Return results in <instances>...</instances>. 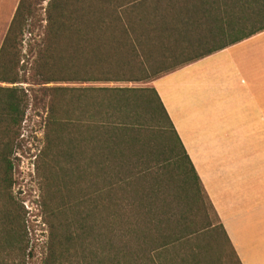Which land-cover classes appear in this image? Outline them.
Wrapping results in <instances>:
<instances>
[{
  "label": "trees",
  "instance_id": "1",
  "mask_svg": "<svg viewBox=\"0 0 264 264\" xmlns=\"http://www.w3.org/2000/svg\"><path fill=\"white\" fill-rule=\"evenodd\" d=\"M43 1L44 39L22 74L24 35ZM263 31L264 0H20L0 48V264L34 257L28 212L14 196L31 86L49 101L35 159L48 229L42 264H242L153 87L50 85L120 82L117 69L125 68L141 69L150 83L159 58L206 50L169 74ZM129 99L151 111L170 142L181 192L191 211L206 216L201 230L166 211L162 184L148 180L150 168L127 176L125 149L140 131Z\"/></svg>",
  "mask_w": 264,
  "mask_h": 264
},
{
  "label": "crops",
  "instance_id": "2",
  "mask_svg": "<svg viewBox=\"0 0 264 264\" xmlns=\"http://www.w3.org/2000/svg\"><path fill=\"white\" fill-rule=\"evenodd\" d=\"M242 264H264V31L152 83Z\"/></svg>",
  "mask_w": 264,
  "mask_h": 264
},
{
  "label": "rangeland",
  "instance_id": "3",
  "mask_svg": "<svg viewBox=\"0 0 264 264\" xmlns=\"http://www.w3.org/2000/svg\"><path fill=\"white\" fill-rule=\"evenodd\" d=\"M20 0H0V48L8 31L10 23L15 14L16 8ZM47 1L41 2L37 6L36 17L30 22L26 29L23 39V71L22 74H27L30 64L33 61V55L30 51L37 49L43 42L44 32L46 27L45 8ZM206 50L198 49L190 52H185L182 56L176 57L169 55L167 59H158L160 62L155 65V68L149 69L148 77L155 79L166 75L173 70L175 64L181 63L187 59L193 58L199 54L205 53ZM120 73L118 76L124 81L120 82H96L88 84H58L52 86L63 87H90L93 89L103 88H119V89H138L150 87L152 81L145 83L141 79L145 78L141 69L125 68L117 69ZM101 78H106L107 75L100 72ZM28 88L29 85H24ZM34 101H32L27 112L25 122L23 123V143L16 155L14 196L22 203L27 215V226L33 241V258L27 260V264H42L46 252V242L48 238V229L43 224L41 218V210L39 207L40 199V180L35 169V159L43 148V138L45 130V121L48 112V99L39 92L40 87L31 86ZM96 96H103V93H96ZM129 95L128 97H130ZM129 111L132 122L137 125L140 131L133 142L132 147L125 149L126 171L127 176L134 174L144 167L152 170V175L148 180H157L162 184V193L164 202L167 207L166 211L173 212L178 217L186 216L191 221V229L194 232L201 230L207 223L206 216L195 210L190 209L189 202L184 198L181 192L180 170L178 162L170 155V142L164 137L163 133L155 128L152 122L153 115L149 109H146L137 100L129 99ZM127 105V107H128ZM165 125V124H163ZM145 164V165H144ZM190 212V213H189ZM208 217L214 223V214L208 210ZM200 238L198 245L206 247L207 243ZM211 245L215 243L211 242ZM30 251V250H29Z\"/></svg>",
  "mask_w": 264,
  "mask_h": 264
}]
</instances>
